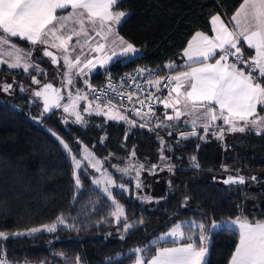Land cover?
Here are the masks:
<instances>
[{
    "label": "snow or ice",
    "instance_id": "obj_1",
    "mask_svg": "<svg viewBox=\"0 0 264 264\" xmlns=\"http://www.w3.org/2000/svg\"><path fill=\"white\" fill-rule=\"evenodd\" d=\"M121 3L122 0H0V65L17 70L18 74L30 78L33 85L40 86L31 89L23 83L18 85L21 93L28 94L30 106L39 107L42 101L40 114L32 117L39 123L47 114H55L53 109L62 108L66 115L61 121L65 124L86 127L89 125L87 114L104 117V123L123 122L127 126L125 139L130 129L136 127L156 133L160 143L159 162L152 164L147 158L143 162L133 160L136 157L133 150L128 153L129 161L124 167L112 165L119 173L114 178L105 167L108 157L102 161L79 140L81 152L74 153L63 138L48 129L72 162V200L78 202L77 192L84 188L81 176H90L89 168L100 173L99 177H91L97 197L92 206L107 201L110 210L108 218H101L97 223L114 224L119 239L124 240L139 230L145 221L143 216L129 220L124 204L117 197L159 203L156 198L143 194L148 185L141 179V174L147 172L155 176L164 170L172 172L176 167L171 163L172 157L165 155L173 152L174 147L160 135L161 130H168V136L176 134V147L193 137L206 141L211 135L223 142L226 134L264 135V0H241L229 19L222 18L226 14L211 15L212 34L196 31L180 53L182 64L172 60L157 65L155 69L137 68L134 74L125 73L120 82L114 84L110 70L112 64L126 65L142 58V50L124 39L117 30L129 17L126 10L119 8ZM21 42H26L27 46ZM34 53L42 55L37 57ZM44 58L53 65L62 61L63 71L57 69L61 87H54L52 83L41 84L37 78L46 76L38 62ZM101 72L107 83L94 87L90 77ZM77 78L83 80L84 88L77 87ZM145 85L155 88L157 93L166 89L167 95L162 97L153 92L144 95ZM126 86L131 90L128 91ZM16 87L15 78L11 83L0 81V92L7 95H13ZM62 89H74L68 91V102L63 104ZM81 102L84 103L82 111ZM136 104L140 107L137 108ZM156 104L163 105L165 110L171 109V114L165 111L161 118L154 108ZM129 112L138 117L139 122L135 118L129 119L126 114ZM188 126L190 131L181 130V127ZM106 139V136L101 137L99 143L103 144ZM199 146L197 144V148ZM113 155L109 153V156ZM78 156L82 158L78 159ZM191 163L195 168L200 167L195 155L191 157ZM224 171L228 169L225 167ZM249 181L256 182L258 177H246L237 170L236 175H227L222 183L242 186ZM133 182L134 187H131ZM169 187H172L171 182ZM187 201L185 196L182 206ZM237 208L240 212L235 217L216 220L202 215L176 222L161 236H154L141 246L129 249L132 256L127 258L131 264H209L211 238L229 233L237 238V242L227 264H264V217L250 218L243 214L241 205L238 204ZM81 214H89L87 206ZM69 218L60 213L50 223L0 230V264H13L6 258L7 241L21 237L35 239L43 232L56 233L61 226L69 230L76 228L75 224L68 223ZM167 237L172 238L174 246L159 245L158 242ZM150 245L155 246L154 251ZM120 255L127 254L118 253L116 257L106 258V264H122L118 258ZM69 259L65 257L66 262ZM75 261L83 264L80 256H76ZM23 264L29 262L25 260Z\"/></svg>",
    "mask_w": 264,
    "mask_h": 264
},
{
    "label": "trees",
    "instance_id": "obj_2",
    "mask_svg": "<svg viewBox=\"0 0 264 264\" xmlns=\"http://www.w3.org/2000/svg\"><path fill=\"white\" fill-rule=\"evenodd\" d=\"M240 2L122 0L119 8L126 10L129 17L117 30L124 39L142 50V58L126 65L112 64L110 69L134 64L155 69L157 65L162 66L172 60L180 64L181 50L191 34L195 31L209 34L210 16L220 13L226 14L222 16L229 19ZM21 43L27 46L26 42ZM40 66L43 67L42 62ZM101 74L93 73L90 83L97 82ZM14 78L17 87L11 99L0 94V230L11 231L50 223L60 213L70 217L68 220L73 219L71 224L77 227L69 230L61 226L56 233L43 232L37 234L35 239H10L6 242V258L9 261L76 264L75 257L80 256L83 264H106V258L122 253L127 254L118 257L122 264H131L127 258L132 256L129 249L141 246L154 236H161L176 222L202 215L216 220L235 217L240 212L238 204L242 206L244 215L250 218L264 217V135L234 133L229 134L231 139L223 142L211 135L206 141L193 137L176 147V134L168 136V130H161L160 135L174 147L173 152H166L165 155L172 157L171 163L176 167L172 172L164 170L157 176L160 184L157 195L159 203L149 206L134 198L119 196L129 220L143 216L145 221L139 230L127 235L124 240L119 239L114 224L97 223L101 218H108L110 202L92 206L97 197L88 177L81 176L84 188L77 192L78 202L72 200L74 181L71 160L48 129L63 138L74 153H80L79 140L102 161L108 157L105 164L118 166L122 165L121 161H129L128 153L133 150L136 152L133 160L143 162L147 158L152 164L158 163L160 143L156 133L136 127L130 129L129 136L122 142L127 127L123 122L104 123L102 116L85 114L89 120L88 126L65 124L58 109L53 110L55 114H47L39 123L32 117L40 114V107L30 106L28 94L21 93L18 88L20 83L31 89L36 86L30 78L18 74L17 70L0 66V81L11 83ZM37 78L41 83L48 79L44 75ZM83 105L81 102V111ZM164 112L161 108L157 109V115L161 118ZM127 115L129 119L135 118ZM181 130L187 131L189 127H181ZM199 131L203 134L202 129ZM104 136L107 137L105 142L99 143ZM109 153L114 155L109 156ZM193 155L199 168L192 166ZM225 167L227 172L224 171ZM237 170L246 177L257 176L258 181H249L242 186L222 183L227 175H236ZM88 172L91 174L89 169ZM185 196L188 201L182 206ZM161 197L166 199H159ZM85 206L88 215L81 214ZM236 242L237 238L229 233L214 235L210 243L209 264H227ZM158 243L161 246L173 245L171 239ZM150 247L155 250V246ZM65 257L70 258L68 262Z\"/></svg>",
    "mask_w": 264,
    "mask_h": 264
},
{
    "label": "rangeland",
    "instance_id": "obj_3",
    "mask_svg": "<svg viewBox=\"0 0 264 264\" xmlns=\"http://www.w3.org/2000/svg\"><path fill=\"white\" fill-rule=\"evenodd\" d=\"M52 51L55 52V49H52ZM39 55H42V53H40V54L34 53V56L39 57ZM42 63H43V67H41V68H43L45 71H47V72H45L46 73V78H48L47 81H50V82H52L55 85H60V87H61V79H60V76L57 74V69H60L61 71H63V63H62V61L59 64H57V65H51L49 60H48V58H44ZM35 86H37V85H35ZM77 87H79V88H84L85 87V85L83 83V80H80L79 78H77ZM69 90L74 91V89H62V94L64 96V99L61 101L62 104L68 102L67 101V95H68V91ZM0 94H1V96L5 97V98L11 99V95H7V94L2 93V92ZM58 110L61 113V115H66V114H63L62 108H59ZM220 122L222 123V121H220ZM217 123L219 124V121H217ZM188 127H189V130H187V131H190L191 130L190 126H188ZM230 137H231V135L226 134L224 141H228L229 139H231ZM80 152H81V147H80ZM79 158H82V157L79 156L78 159ZM84 163H87V161H84ZM126 163H128V160L127 161H123V163H122V165L120 167H124ZM113 165H116V164H113ZM105 167H107L109 172L111 174H113L114 178L119 176V173L116 172V169L112 167L111 163L105 164ZM89 170L91 171V174H90V176H88V179H89V183L92 185L91 177H99L100 173L95 172L94 169H92V168H89ZM160 174H162V172H158L155 176H150L147 172H144V173L141 174V179H143L145 181L146 185H148L144 189V193L143 194L150 195V196H152V197L157 199L158 190H159V186H160L158 177L160 176ZM92 186L95 187L94 185H92ZM130 186L134 187V182ZM117 198H119V196ZM155 203H156V201L154 200L151 203H145V204L149 205V206H152ZM71 220H73V219L68 220V223L71 224ZM13 264H17V262H13ZM19 264H23V262H19ZM29 264H35V263L29 262ZM38 264H41V263H38Z\"/></svg>",
    "mask_w": 264,
    "mask_h": 264
},
{
    "label": "built area",
    "instance_id": "obj_4",
    "mask_svg": "<svg viewBox=\"0 0 264 264\" xmlns=\"http://www.w3.org/2000/svg\"><path fill=\"white\" fill-rule=\"evenodd\" d=\"M143 67H146L144 65H140V64H134V65H131V66H128V67H125V68H113V69H110L111 72L113 73V83L114 84H118L120 82V78L122 76H124L125 73H135V70L137 68H143ZM148 68V67H147ZM166 72V71H165ZM107 83L106 79H105V75L102 73L100 76H99V79L97 80V82L95 83H91L94 87H102L104 86L105 84ZM127 90L130 91L131 88L126 86ZM145 93L144 95L147 94V92H153V93H156L157 95H160V96H166L167 95V90L166 89H161V91L159 93L156 92V89L155 88H151V87H148L147 85H145ZM142 98V97H141ZM90 99H91V96H90ZM135 100V98H134ZM124 104L127 105V100H124L123 101ZM137 108L140 107L139 104H136L135 105ZM154 108L157 110L158 108H161L162 111H166L164 108H163V105L161 104H156L154 105ZM147 109H144V111H146ZM126 114H129V115H132V113H126ZM133 116V115H132ZM137 119H139L138 117H135Z\"/></svg>",
    "mask_w": 264,
    "mask_h": 264
},
{
    "label": "water",
    "instance_id": "obj_5",
    "mask_svg": "<svg viewBox=\"0 0 264 264\" xmlns=\"http://www.w3.org/2000/svg\"><path fill=\"white\" fill-rule=\"evenodd\" d=\"M49 62H50V60H49ZM50 64H51V62H50ZM51 65H53V64H51ZM43 83H52V82H50V81H44V82H42L41 84H43ZM53 84V83H52ZM53 86L54 87H60V85H55V84H53ZM40 86L39 85H37L36 87H34L33 89H38ZM63 95V94H62ZM42 101L40 102V111L42 110ZM54 110V109H53ZM52 110V111H53ZM50 114V113H49ZM125 130H126V128H125ZM125 130H124V133H123V136H122V142L125 140ZM225 179V178H224ZM223 181V180H222Z\"/></svg>",
    "mask_w": 264,
    "mask_h": 264
},
{
    "label": "crops",
    "instance_id": "obj_6",
    "mask_svg": "<svg viewBox=\"0 0 264 264\" xmlns=\"http://www.w3.org/2000/svg\"><path fill=\"white\" fill-rule=\"evenodd\" d=\"M215 14H218V13H215ZM222 18H224V17L222 16ZM225 19H226V18H225ZM209 20H210V18H209ZM209 20H208V24H209V35H211V34H212V33H211V25H210V23H209ZM195 32H196V31H195ZM195 32H193V33L191 34V36L194 35ZM191 36L189 37V39L191 38ZM189 39H188V40H189ZM188 40H187V41H188ZM186 45H187V42L185 43L184 47H185ZM184 47H183V48H184ZM245 47H246V46H245ZM183 48H182V49H183ZM249 51H251V50H249ZM181 52H182V50H181ZM182 63H183V60L181 61L180 64H182ZM166 111H168L169 114H171V109H168V110H166ZM166 239H172V238H171V237H167ZM171 246H174V245H168V247H171Z\"/></svg>",
    "mask_w": 264,
    "mask_h": 264
},
{
    "label": "flooded vegetation",
    "instance_id": "obj_7",
    "mask_svg": "<svg viewBox=\"0 0 264 264\" xmlns=\"http://www.w3.org/2000/svg\"><path fill=\"white\" fill-rule=\"evenodd\" d=\"M49 60V59H48Z\"/></svg>",
    "mask_w": 264,
    "mask_h": 264
}]
</instances>
